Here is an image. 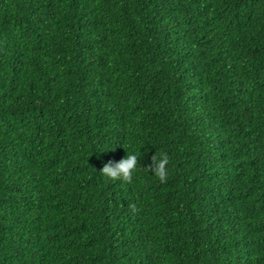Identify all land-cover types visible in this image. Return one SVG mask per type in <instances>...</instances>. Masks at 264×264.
Returning a JSON list of instances; mask_svg holds the SVG:
<instances>
[{
    "label": "trees",
    "instance_id": "1",
    "mask_svg": "<svg viewBox=\"0 0 264 264\" xmlns=\"http://www.w3.org/2000/svg\"><path fill=\"white\" fill-rule=\"evenodd\" d=\"M0 264H264V0H0Z\"/></svg>",
    "mask_w": 264,
    "mask_h": 264
},
{
    "label": "clouds",
    "instance_id": "2",
    "mask_svg": "<svg viewBox=\"0 0 264 264\" xmlns=\"http://www.w3.org/2000/svg\"><path fill=\"white\" fill-rule=\"evenodd\" d=\"M170 159L169 154L165 151H161L159 154L155 153L151 156V164L145 168L154 174L160 183H166L169 178ZM138 164V156L135 153H130L119 161L109 160L100 169V173L111 181L119 180L131 184ZM129 207L133 213L138 211L135 204H130Z\"/></svg>",
    "mask_w": 264,
    "mask_h": 264
}]
</instances>
